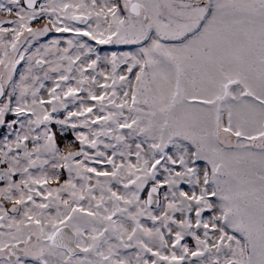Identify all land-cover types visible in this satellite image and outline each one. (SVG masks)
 <instances>
[{
  "label": "rangeland",
  "instance_id": "rangeland-1",
  "mask_svg": "<svg viewBox=\"0 0 264 264\" xmlns=\"http://www.w3.org/2000/svg\"><path fill=\"white\" fill-rule=\"evenodd\" d=\"M97 1L90 42L81 16L61 50L58 38L29 59L16 58L25 45L1 58L23 23L0 21V130L17 119L0 140V258L30 236L32 264H99L107 251L110 264H264V170L249 151L264 109V0H141L147 22L106 26ZM16 8L0 0L24 22ZM61 230L71 256L51 245Z\"/></svg>",
  "mask_w": 264,
  "mask_h": 264
},
{
  "label": "flooded vegetation",
  "instance_id": "flooded-vegetation-1",
  "mask_svg": "<svg viewBox=\"0 0 264 264\" xmlns=\"http://www.w3.org/2000/svg\"><path fill=\"white\" fill-rule=\"evenodd\" d=\"M83 2V6L87 7V10H84V7L80 6L78 7L79 3ZM15 5L17 8H22L27 13V17L25 18L24 22L22 20L17 19V21L14 22V26L17 25L16 23H23V25L20 28H14L13 32L11 31V35L15 36L14 43H10L8 46L7 52H1V58L5 59L6 54H16L19 52V50L22 49V45H25L26 50L22 51V55H17L16 58H23L31 57L32 54L39 49V51H42L47 44L48 46L51 44H55L54 41L58 38H60L59 41V47L61 50V47L64 45V43L67 41V36H71L70 29H84V27H81L79 24V21L76 20V18H79L83 16V18L86 20L85 26H89L88 31L92 33L93 29H95V25L92 28L91 23L93 21V17L96 15V5L98 3L97 0H14ZM51 3V5H50ZM100 3L103 4L101 12H100V18L106 26V22L113 18V16L118 17L119 20H124L126 17L128 19L137 20L139 19L143 14L145 22H147L150 18L148 17V13L146 12L145 8L141 4V0H111V6L107 5V0H100ZM116 3V5H114ZM204 2L202 3V7L204 6ZM138 5H140L138 7ZM69 7L71 11V15H66V12L64 11V7ZM16 8V10H17ZM17 17L19 14L11 9ZM54 12L55 14L50 16V12ZM79 11L83 12L80 13ZM141 13V15L137 14ZM57 24H55V21ZM208 20V19H207ZM0 21H4L1 20ZM61 22V23H60ZM6 24V23H3ZM62 26H61V25ZM64 24V26H63ZM66 24H70L68 28H65ZM2 25V24H1ZM8 26V24H7ZM86 28V27H85ZM92 28V29H91ZM166 30V28H164ZM201 31V29H199ZM199 32V31H198ZM78 33H81L79 31ZM23 34V36H22ZM94 37V34L92 33V36L89 34L88 41L90 42L91 38ZM156 39L157 36L155 35ZM23 39L22 41L19 39ZM76 43L79 42L80 37H74ZM160 41L161 46L163 47H170L174 48L170 45V43H173V41H166V40H158ZM69 42V40L67 41ZM2 45H6V41H0ZM21 43V45H20ZM175 43V42H174ZM183 41H179V44H183ZM19 44V45H18ZM176 44V43H175ZM52 48V47H51ZM66 48V46H65ZM73 58V57H72ZM70 60L71 66L75 64L74 59ZM9 70V69H8ZM18 70V65L16 69H14L15 73L12 76V78L16 75V72ZM13 71V72H14ZM12 72V73H13ZM2 82V80L0 79ZM255 95V93H254ZM2 102V101H1ZM4 106H1L0 103V114L3 113ZM251 133L249 137L251 138V145L249 148V151L251 152L250 155H252L253 161L251 162V167L257 171L260 172L264 170V109L261 110V107H255V116L254 121L252 124V128L250 129ZM6 194V193H4ZM5 196V195H2ZM1 200V198H0ZM156 208V212H157ZM154 211V212H155ZM155 212V213H156ZM96 213H92V216ZM5 215H8L7 213ZM3 217V215L0 212V219ZM101 217V216H100ZM8 218L7 216L5 217ZM99 218V217H98ZM110 218L108 220L109 224ZM1 226V223H0ZM110 224L108 225V227ZM112 226H110L111 230ZM10 230V225L6 227H0V233L4 231ZM76 234V232H75ZM77 235V234H76ZM75 235V238L77 239V236ZM30 239H26L25 241H21L16 244V247L21 249L20 252L16 251L14 247H11L8 249V252L4 255V257L0 258V263L2 264H30L33 260L32 255L30 254ZM29 244H28V243ZM95 247L93 249V252H98L99 250L97 248H101L103 246L102 243H100V239L98 238L96 240ZM30 245V246H29ZM51 245L53 248H55L57 251L61 252L64 255L71 256L69 253V250L65 249L63 246H58L57 244H54L51 241ZM74 249L80 250V252H83V249L78 246L77 243H74ZM17 252L14 253L13 251ZM92 254H95L93 253ZM112 258V252H106L104 254L103 258L99 261V264H105L106 261H109ZM32 264V263H31Z\"/></svg>",
  "mask_w": 264,
  "mask_h": 264
},
{
  "label": "trees",
  "instance_id": "trees-1",
  "mask_svg": "<svg viewBox=\"0 0 264 264\" xmlns=\"http://www.w3.org/2000/svg\"><path fill=\"white\" fill-rule=\"evenodd\" d=\"M216 1L217 0H212L211 1L212 9H214ZM0 19L1 20H9V23H14L15 21H17L18 17H17V15H15L13 13L12 10L10 12H8V13L6 11H0ZM193 34H195V33H193ZM8 119H10V120L6 124H4V123L1 124L2 129L0 130V140L3 137V134L6 132V127L7 126L10 127L11 129H14V130L17 128V124L15 123V121H17V119L14 121L13 116L8 117ZM69 134H71L73 136L72 132H69ZM60 143H62V142H60ZM68 147H70V146H67V148ZM74 149H75V147H73V150ZM5 164H6V162L4 161V158L0 154V170H2L3 168L6 167ZM157 210L159 211L160 208H158Z\"/></svg>",
  "mask_w": 264,
  "mask_h": 264
},
{
  "label": "water",
  "instance_id": "water-1",
  "mask_svg": "<svg viewBox=\"0 0 264 264\" xmlns=\"http://www.w3.org/2000/svg\"><path fill=\"white\" fill-rule=\"evenodd\" d=\"M139 6L140 5H138V7ZM3 96H4V86H3L2 82L0 81V102L3 98ZM146 204L148 207H151V208H156L159 205V190L157 187H151L148 190L147 197H146ZM63 231H66V230H62V232ZM54 239H55V237H54ZM13 252L17 253L15 251H13Z\"/></svg>",
  "mask_w": 264,
  "mask_h": 264
},
{
  "label": "bare ground",
  "instance_id": "bare-ground-1",
  "mask_svg": "<svg viewBox=\"0 0 264 264\" xmlns=\"http://www.w3.org/2000/svg\"><path fill=\"white\" fill-rule=\"evenodd\" d=\"M56 242L65 248H70L71 246V238L64 231L60 232V234L56 237ZM14 248L16 251H19V252L21 250L17 247H14Z\"/></svg>",
  "mask_w": 264,
  "mask_h": 264
}]
</instances>
